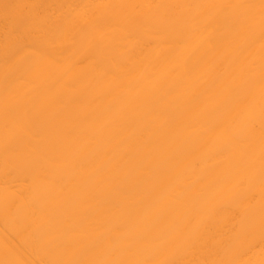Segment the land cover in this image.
<instances>
[{
	"label": "bare ground",
	"instance_id": "1",
	"mask_svg": "<svg viewBox=\"0 0 264 264\" xmlns=\"http://www.w3.org/2000/svg\"><path fill=\"white\" fill-rule=\"evenodd\" d=\"M0 264H264V0H0Z\"/></svg>",
	"mask_w": 264,
	"mask_h": 264
}]
</instances>
